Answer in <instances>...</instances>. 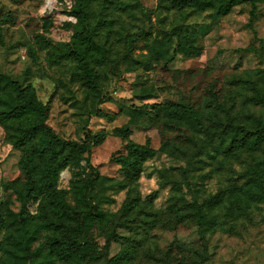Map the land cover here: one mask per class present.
Listing matches in <instances>:
<instances>
[{"label": "rangeland", "instance_id": "obj_1", "mask_svg": "<svg viewBox=\"0 0 264 264\" xmlns=\"http://www.w3.org/2000/svg\"><path fill=\"white\" fill-rule=\"evenodd\" d=\"M46 1L0 0V75L35 89L49 107L47 124L62 138L88 143V131L106 133L90 155L106 178L91 197L93 209L111 221L97 240L100 260L82 264H110L128 247L137 251L132 264H264V189L253 173L264 159V145L230 154L224 132L229 122L254 130L257 119L264 121V2L255 9L237 6L221 17L213 10L168 11L158 7L160 0H92L96 39L111 61L98 68L101 92L94 94L77 80L75 63L49 64L45 45L69 43L77 20L73 0H50L48 9ZM179 33L196 35L201 54H177L163 66L178 49ZM133 36L138 38L130 50ZM208 88L220 94V109L210 106ZM173 100L200 105V124H187L179 138L170 136L162 115L138 114L146 105ZM95 110L113 119L97 117ZM124 126L133 131L132 141L144 144L149 138L158 151L128 187L114 161L127 154V143L114 135ZM20 157L0 125V203L14 212L22 207L5 185L19 177ZM89 173L86 160L66 168L58 189L70 191ZM250 189L258 192L253 199ZM66 200L75 206L71 192ZM39 204L29 203L28 211L37 214ZM185 204L207 210L214 226L205 241L194 222L168 212ZM6 236L0 233V243ZM178 245L196 252L182 254ZM7 249L0 250V264H7Z\"/></svg>", "mask_w": 264, "mask_h": 264}, {"label": "trees", "instance_id": "obj_2", "mask_svg": "<svg viewBox=\"0 0 264 264\" xmlns=\"http://www.w3.org/2000/svg\"><path fill=\"white\" fill-rule=\"evenodd\" d=\"M72 16L77 20L75 33L67 44L47 43L49 64L59 66L63 62H73L76 77L81 86L91 93L101 92L99 67L111 62L105 46L96 39V28L92 23V0H73ZM264 0H160V8L168 11L185 9L205 12L213 10L219 16L229 15L233 9L243 4H250L253 9ZM254 13V12H253ZM8 20L12 19L6 15ZM137 36L129 39L130 50ZM178 49L163 66L174 62L177 54H185L188 59L200 56L197 37L191 33L176 35ZM0 44L2 40L0 39ZM113 63V62H112ZM211 96L209 104L215 109L221 108V97L214 88H208ZM165 118L169 131L174 138L185 135L187 124H200V105L191 101H165L161 104L146 105L138 114ZM94 115L113 119V116L99 110ZM49 107L37 97L32 86L0 75V125L6 130L13 147L21 152L19 161L20 175L5 185L21 205L20 212H14L9 204L0 203V233L6 231L5 243H0V250L7 245L9 259L7 264H82L86 261H99L97 240L109 224L107 213L93 209L92 191L102 179L99 171L90 162L94 147L100 146L106 139V133L93 135L87 132L85 142L70 141L62 138L47 124ZM222 126V124H221ZM228 135L227 153L256 151L264 145V121L257 119L254 130L237 126L229 122L224 129ZM133 131L129 126L115 129L114 135L127 143V154L115 158L120 166V174L125 186L135 183L141 175L144 164L151 160L157 150L148 138L144 144L131 140ZM167 147V143L161 149ZM86 160L90 173L76 179L70 191L58 189L60 173L68 167L80 166ZM253 173L260 180L264 189V159L260 160ZM258 185V186H259ZM257 186V187H258ZM257 187L255 189H257ZM249 190V199L258 192ZM72 193L75 206L68 204L66 194ZM154 196V195H153ZM261 196V195H260ZM40 201L37 214H31L27 206ZM220 201L216 202V205ZM172 205L168 212L176 215L178 221L188 218L198 226L200 238L206 240L207 233L214 224L204 206L185 204L177 210ZM180 210V211H179ZM180 253L196 252L194 247L178 245ZM199 253V252H198ZM202 255V254H201ZM200 255V256H201ZM137 256L133 247L118 253L110 264H132ZM203 256V255H202ZM205 257V256H203Z\"/></svg>", "mask_w": 264, "mask_h": 264}, {"label": "bare ground", "instance_id": "obj_3", "mask_svg": "<svg viewBox=\"0 0 264 264\" xmlns=\"http://www.w3.org/2000/svg\"><path fill=\"white\" fill-rule=\"evenodd\" d=\"M50 5H51V1L50 0H47L46 1V7H47V9L50 7Z\"/></svg>", "mask_w": 264, "mask_h": 264}]
</instances>
